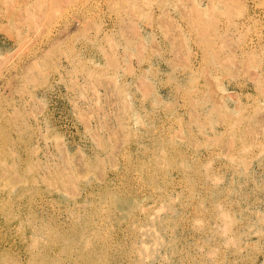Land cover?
I'll return each instance as SVG.
<instances>
[{
    "label": "rangeland",
    "instance_id": "obj_1",
    "mask_svg": "<svg viewBox=\"0 0 264 264\" xmlns=\"http://www.w3.org/2000/svg\"><path fill=\"white\" fill-rule=\"evenodd\" d=\"M0 264H264V0H0Z\"/></svg>",
    "mask_w": 264,
    "mask_h": 264
}]
</instances>
